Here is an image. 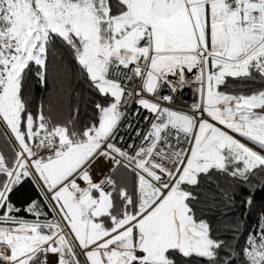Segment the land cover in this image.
<instances>
[{"label": "snow or ice", "instance_id": "obj_1", "mask_svg": "<svg viewBox=\"0 0 264 264\" xmlns=\"http://www.w3.org/2000/svg\"><path fill=\"white\" fill-rule=\"evenodd\" d=\"M0 138V264H264V0H0Z\"/></svg>", "mask_w": 264, "mask_h": 264}, {"label": "trees", "instance_id": "obj_2", "mask_svg": "<svg viewBox=\"0 0 264 264\" xmlns=\"http://www.w3.org/2000/svg\"><path fill=\"white\" fill-rule=\"evenodd\" d=\"M58 65H61L58 76L62 83V89L58 90L56 94L52 98L53 103V115L56 118L66 119L70 113V111L79 104L81 109V116L87 118V116H91L92 108L89 104H87V100L89 98V94L87 91H82L86 86L82 85L79 78L74 76L72 70L70 68L63 67V61L57 58ZM259 84L257 82L256 85H252L251 87H258ZM75 90V91H73ZM36 98L39 101L43 98L45 101L48 100L49 94L43 92L39 89H36ZM3 147V139L0 138V148ZM227 186V181L223 177L213 178L210 183H204L201 185L199 189L200 196V205L202 208L203 217L208 219L212 224L213 228H220L224 223L227 222L228 218L221 215L222 209L218 208L219 205V191L218 188H225ZM217 197L214 201L213 197ZM262 202H264V193H260L256 197V204L259 206ZM259 207L250 218L240 217V220L243 224L255 227L258 219ZM31 218V217H26ZM217 235H221V233L217 232Z\"/></svg>", "mask_w": 264, "mask_h": 264}, {"label": "built area", "instance_id": "obj_3", "mask_svg": "<svg viewBox=\"0 0 264 264\" xmlns=\"http://www.w3.org/2000/svg\"><path fill=\"white\" fill-rule=\"evenodd\" d=\"M194 97V90L192 89H186L183 94H177L175 98V106L176 107H183L187 104H190ZM131 111V107L128 109ZM141 115H144V113H141ZM141 127H146V125L141 122ZM127 132V129H123L121 134H124Z\"/></svg>", "mask_w": 264, "mask_h": 264}]
</instances>
